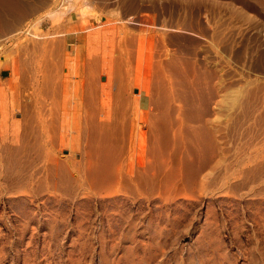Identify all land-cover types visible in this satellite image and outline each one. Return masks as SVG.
<instances>
[{
    "label": "rangeland",
    "instance_id": "rangeland-1",
    "mask_svg": "<svg viewBox=\"0 0 264 264\" xmlns=\"http://www.w3.org/2000/svg\"><path fill=\"white\" fill-rule=\"evenodd\" d=\"M0 264H264V0H0Z\"/></svg>",
    "mask_w": 264,
    "mask_h": 264
},
{
    "label": "bare ground",
    "instance_id": "bare-ground-1",
    "mask_svg": "<svg viewBox=\"0 0 264 264\" xmlns=\"http://www.w3.org/2000/svg\"><path fill=\"white\" fill-rule=\"evenodd\" d=\"M98 50V49H97ZM100 53V52H99ZM104 54V53H103ZM110 57V56H109ZM93 58L94 57H90L88 60H90V66H89V77H88V87H86V88H88L87 90V96H86V98H90V94H92V93H95L99 98H100V101H103L104 99H105V97L104 96H106V91H104V90H108V89H110V86L112 87V89H113V87H114V85H115V80H118L117 78H114L113 80L115 81L114 82V85L112 86L111 84H109V86H108V82H109V80H108V78H107V75H108V73L106 72L107 70L106 69H103L104 68V66H105V64H104V66H103V63H101L100 61H102V60H100L99 59V57H98V59L100 60H98L99 62H97V60L96 61H94L93 60ZM112 58V57H111ZM110 59V58H109ZM107 60V59H106ZM111 66V65H110ZM106 67V66H105ZM114 67V66H113ZM108 68V67H107ZM87 73H88V71H87ZM107 73V75H106V77H105V74ZM113 73H114V71H113ZM111 75L112 74H110V75H108V76H110L111 77ZM112 76H114V74L112 75ZM116 76V75H115ZM114 76V77H115ZM117 77V76H116ZM105 78H107V80L108 81H106L105 80ZM113 78V77H112ZM111 78V79H112ZM126 79V78H125ZM113 80H111V83L113 84ZM110 83V82H109ZM44 86V85H43ZM108 86V87H107ZM117 86V85H116ZM45 87L46 86H44V89H45ZM107 87V88H106ZM117 88V87H116ZM42 90V89H41ZM49 90V89H48ZM86 91V90H85ZM110 91H112V90H110ZM53 92V91H52ZM49 93V92H48ZM86 93V92H85ZM104 93H105V95H104ZM110 93V92H109ZM108 93V94H109ZM111 95H112V93H111ZM110 95V96H111ZM109 96V95H108ZM121 96V95H120ZM92 98H93V96H92ZM79 99V98H78ZM106 99H107V96H106ZM116 99V98H115ZM87 101V100H86ZM89 101V100H88ZM99 101V100H98ZM112 101V100H111ZM53 102V101H52ZM82 102V101H81ZM96 102V101H95ZM107 102H108V100H107ZM121 102V101H120ZM51 103V102H50ZM79 103V102H78ZM101 104H102V102H100ZM105 103H106V101H105ZM114 103V102H113ZM49 104V103H48ZM82 104V103H81ZM95 104H97V103H93L92 101H89V102H86L85 103V105H86V107H85V105H84V108H88L89 109V113H87L86 111H88L87 109L85 110V114L86 115H84L85 117H87L86 119H85V121H84V129H83V131H84V133L86 134V136H87V141H88V145L92 148V149H90V150H93V151H96L95 152V154L97 153V154H99L98 155V160H97V157H96V160L98 161V169H100V172H101V169H103V168H105V170H103V171H105V173H103V175L105 174V178H107V176L108 175H106V173H109V171H108V168L109 169H113V165L114 164H116V163H122L121 165H124V166H126L127 167V164H130L131 166H132V164H133V160H134V157L132 156V154H129L128 155V159L127 160H125L124 159V156H123V154L121 153L122 151H120V147L118 148V146H116V142H117V138H115L116 137V131H117V126H118V124H117V126H116V124H114V123H112V121L111 122H109V114L111 113V111L109 112V113H105L104 111L107 109V108H105V110L104 111H102L101 109H97L98 107L95 105ZM107 104V103H106ZM110 104V103H109ZM51 105V104H50ZM53 105H55V104H53ZM108 105V104H107ZM12 106V105H11ZM42 106V105H41ZM44 106V105H43ZM47 106V105H46ZM78 106V105H77ZM88 106V107H87ZM104 106L106 107V105H103V108H104ZM120 106V105H119ZM56 107V106H55ZM54 106H53V108H55ZM52 108V107H51ZM102 108V107H101ZM114 108V107H113ZM45 109V108H44ZM44 109H43V111H44ZM49 109V108H48ZM47 109V110H48ZM82 109V108H81ZM116 110V109H115ZM51 110L49 109V112H50ZM39 112L40 111H38L37 112V115H38V117H41L40 115H42V116H45V115H47V113L46 112H44V114L45 115H43L42 113L41 114H39ZM42 112V111H41ZM52 112V111H51ZM106 112H108V111H106ZM113 112H115V111H113ZM112 112V113H113ZM8 113H10V112H8ZM79 113V112H78ZM6 114V113H5ZM76 115H77V113H75ZM123 114V113H122ZM112 115V114H111ZM80 116V115H79ZM11 117V116H10ZM46 117V116H45ZM111 119V118H110ZM165 119V118H164ZM113 120V119H112ZM152 120V119H151ZM157 120V119H156ZM160 120V119H159ZM159 120H158V122H159ZM160 121H162V120H160ZM167 121V120H166ZM79 122V121H78ZM163 122V124H164V121H162ZM116 123V122H115ZM154 123V122H153ZM157 123V122H156ZM15 124V123H14ZM161 124V123H160ZM57 125V124H56ZM42 126H43V124H42ZM76 126V125H75ZM153 126V124L151 125V128H154V127H157V126H154V127H152ZM161 126V125H160ZM168 126V125H167ZM43 127H45V125L43 126ZM50 127V126H49ZM44 129V128H43ZM128 129H130L131 131H132V134H131V141L133 140V141H135L136 140V138H139L140 137V133H136L135 131H134V128H133V126L132 127H130L129 126V128ZM157 129V128H156ZM156 129H153V130H156ZM152 130V131H153ZM27 131V130H26ZM43 131V130H42ZM45 131V130H44ZM118 132V131H117ZM130 132V131H129ZM154 132H156V131H154ZM153 134V133H152ZM120 135V134H119ZM154 136H155V134H154ZM142 137V136H141ZM144 138V137H143ZM63 139V138H62ZM61 139V140H62ZM60 140V141H61ZM140 140H142L141 138H139L138 139V142L137 143H139V141ZM144 140V139H143ZM170 140V139H169ZM18 141H20V140H18ZM17 141V142H18ZM16 142V143H17ZM72 142V141H71ZM74 142V141H73ZM119 142V141H118ZM117 142V143H118ZM15 143V144H16ZM64 143V142H63ZM78 143V142H77ZM142 143V142H141ZM18 144H20V143H18ZM56 144V143H55ZM60 144H62L61 142H60ZM66 144V143H65ZM120 144V143H119ZM17 145V144H16ZM23 145V144H22ZM64 145V144H63ZM14 146V145H13ZM20 146H21V144H20ZM30 146V145H29ZM54 146V145H53ZM59 146H62V145H59ZM139 146V145H138ZM63 147H65V145L63 146ZM70 147V146H69ZM72 147V146H71ZM78 147V146H77ZM18 148V147H17ZM62 148V147H61ZM68 148V147H67ZM140 148V147H139ZM4 149V148H3ZM6 149V148H5ZM4 149V150H5ZM71 149H73V148H71ZM128 149V148H127ZM129 149H132L131 147L129 148ZM134 149V148H133ZM132 149V150H133ZM18 150V149H17ZM126 150V149H125ZM6 151V150H5ZM15 151V150H14ZM19 151V150H18ZM34 151V150H33ZM150 151V150H149ZM10 152V151H9ZM145 152V151H144ZM155 152V151H154ZM7 153V152H6ZM17 153V152H16ZM15 153V154H16ZM130 153H134V152H131L130 151ZM142 153V152H141ZM151 153V152H150ZM157 153V152H156ZM163 153V152H162ZM14 154V153H13ZM18 154V153H17ZM16 154V155H17ZM152 154V153H151ZM8 155V154H7ZM154 154H152V156H153ZM157 155H159V154H157ZM90 156V155H89ZM145 156H146V154H145ZM145 156H141V162H140V160H139V162L140 163H143V162H149V164H150V160H149V158H151V157H148V158H146ZM148 156H150V155H148ZM10 157V156H9ZM145 157V158H144ZM162 157V156H161ZM14 158H15V156H14ZM87 158H89V157H87ZM136 158V157H135ZM137 158H139V157H137ZM157 158V157H156ZM183 158V157H182ZM11 159V158H10ZM152 159H154V157H152ZM161 159V158H160ZM187 159V158H186ZM157 161V160H156ZM183 161V160H182ZM50 162H51V166H52V168L51 167H49V169L51 170V171H49L48 170V172H49V174L51 173V175L53 176V175H56L57 176V174L58 173H56V172H58L59 171V169L61 168V166H62V164H57V162H56V160L55 159H53V160H50ZM135 162H137L136 161V159H135ZM48 166H50V165H48ZM47 166V167H48ZM130 166V167H131ZM199 166H200V164H199ZM66 167V166H65ZM112 167V168H111ZM148 167V166H147ZM64 168V167H63ZM191 168H192V165H191ZM97 169V168H96ZM95 169V170H96ZM97 169V170H98ZM198 169V168H197ZM47 170V169H46ZM61 170V169H60ZM65 170V169H64ZM89 170H90V168H89ZM94 170V169H93ZM94 170V171H95ZM107 170V171H106ZM194 170H196V169H194ZM94 171H92V172H94ZM117 171V170H116ZM151 171V170H150ZM192 171V170H191ZM198 171V170H197ZM200 171V170H199ZM98 172L99 171H96V172H94V177H96L95 179H97V177L99 176V177H101V180H102V173L100 174H98ZM132 172V171H131ZM196 172V171H195ZM45 173V172H44ZM60 173H61V171H60ZM83 173V172H82ZM190 173V172H189ZM197 173V172H196ZM46 174V173H45ZM48 174V175H49ZM61 174H64V171L61 173ZM61 174H59V175H61ZM111 173H109V175H110ZM132 174V173H131ZM130 173H129V175H128V179L130 180V179H134V180H136V181H139V182H143L144 184H146V186L147 185H151L150 183V181L149 182H147L149 179H145V178H147L146 176L144 177V178H142L141 176H140V174L138 173V172H135L134 174H132L131 175ZM149 174V173H148ZM91 175V174H90ZM193 175V174H192ZM31 176V175H30ZM55 176V177H56ZM65 176V174L63 175V177ZM89 176V175H88ZM110 176H112V174L110 175ZM116 176V178H121V179H119V180H122L123 178H122V176L123 175H121V174H116L115 175ZM115 176H113V177H115ZM150 176V175H149ZM46 177H47V175H46ZM58 177H60L61 178V176H58ZM62 177V178H63ZM93 177V178H94ZM98 177V178H99ZM191 177H193V176H191ZM45 178V177H44ZM52 178H54V177H52ZM52 178H51V180H52ZM61 178V179H62ZM65 178H67V176L66 177H64L63 178V180H65ZM59 179V178H58ZM71 179V178H70ZM103 179H104V177H103ZM110 179V178H109ZM115 179V178H114ZM127 178H124V180H126ZM42 180V179H41ZM63 180H62V182H63ZM68 180V179H67ZM66 180V182H68ZM123 180V181H124ZM61 181V180H60ZM131 181V180H130ZM129 181V182H130ZM152 181V180H151ZM58 182L59 181H57V182H53L52 183V185L53 186H55V187H57L58 186ZM65 182V183H66ZM71 182V181H70ZM135 182V181H134ZM138 182V183H139ZM169 182V181H168ZM42 183L43 182H41L40 184H41V186H42ZM45 183V182H44ZM64 183V182H63ZM125 183V182H124ZM59 184H62V183H60L59 182ZM70 184V183H69ZM100 184V183H99ZM137 184V183H136ZM143 184V185H144ZM63 185V184H62ZM68 185V184H67ZM69 186V185H68ZM98 186V185H97ZM152 187H153V184H152ZM96 191H98V190H96ZM161 192V191H160Z\"/></svg>",
    "mask_w": 264,
    "mask_h": 264
}]
</instances>
